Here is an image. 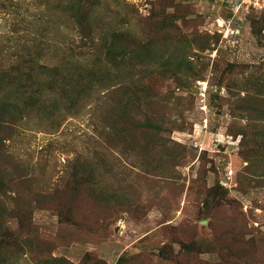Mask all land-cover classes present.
Here are the masks:
<instances>
[{
  "label": "rangeland",
  "instance_id": "374dc122",
  "mask_svg": "<svg viewBox=\"0 0 264 264\" xmlns=\"http://www.w3.org/2000/svg\"><path fill=\"white\" fill-rule=\"evenodd\" d=\"M0 0V264H264V0Z\"/></svg>",
  "mask_w": 264,
  "mask_h": 264
},
{
  "label": "built area",
  "instance_id": "2783aa9c",
  "mask_svg": "<svg viewBox=\"0 0 264 264\" xmlns=\"http://www.w3.org/2000/svg\"><path fill=\"white\" fill-rule=\"evenodd\" d=\"M243 4L249 5V6H254V7H259V0H241Z\"/></svg>",
  "mask_w": 264,
  "mask_h": 264
}]
</instances>
